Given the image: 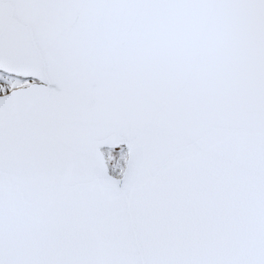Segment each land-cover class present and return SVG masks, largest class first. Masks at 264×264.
Masks as SVG:
<instances>
[{"label": "snow or ice", "instance_id": "snow-or-ice-1", "mask_svg": "<svg viewBox=\"0 0 264 264\" xmlns=\"http://www.w3.org/2000/svg\"><path fill=\"white\" fill-rule=\"evenodd\" d=\"M0 264H264V0H0Z\"/></svg>", "mask_w": 264, "mask_h": 264}]
</instances>
